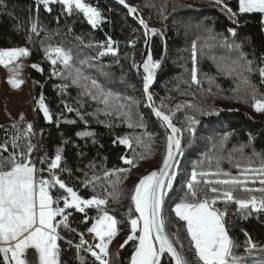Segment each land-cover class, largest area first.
<instances>
[{
	"label": "trees",
	"instance_id": "16d2710c",
	"mask_svg": "<svg viewBox=\"0 0 264 264\" xmlns=\"http://www.w3.org/2000/svg\"><path fill=\"white\" fill-rule=\"evenodd\" d=\"M83 2L98 8L102 14V22L95 28L86 21L81 12L74 10L69 15L60 3L50 4L51 11H47L39 0H3L0 4V50L15 47L29 49L28 71L32 105L35 106L43 96L44 103L53 117V122L49 123L40 110L36 109L30 122L33 126L30 140L36 146L32 158L36 161L37 168H47V164H40L39 158L47 155L51 159L60 148L63 150L62 168L70 169L71 175L67 171L59 170L57 175L69 186L74 187L82 198H90L93 194L104 196L105 187L108 192H112L109 183L116 182L118 200L109 196L107 205L102 207L119 221L117 227L120 235L127 231L130 225L128 210L132 207L131 196L135 185L143 176L158 170L162 164L166 134L149 113L143 98V82L136 70V64L140 60L144 39L135 18H131L108 0ZM125 2L137 9L149 27L158 30L152 40L150 54L153 60H162V63L156 70V81L151 95L156 108H161L171 115L173 124L184 130L182 136L178 137L181 139L182 155L179 154L176 160V179L173 189L164 198L163 215L168 220L166 230L169 234H175L171 235L174 242L179 238L175 246L187 258L189 264H201L194 248L191 247L185 222L175 216L172 208L184 198L186 184L194 167L197 172H215L219 161V169L222 172L237 176L241 169H238L236 164H240L241 168H259L261 163H264V113L255 111L252 92L247 86L241 85L237 89L240 81L235 73L226 75L220 70L237 59L242 51L247 59L253 62L250 79L256 87L257 99H264V83H261L258 71L260 67H264L261 14H240L239 0H224V3L237 13V25L215 0ZM33 23L37 24L39 35L31 32ZM229 28H236L235 37L229 34ZM205 29H211V32ZM213 35L214 40L210 38ZM109 37L114 42L111 47L115 49V55L108 51ZM225 39L229 43L241 44L242 49L237 51L224 47ZM193 41H196L195 65ZM42 44L62 45L66 49H72V63L76 66H81L80 61L87 60L88 63L82 67L88 75L113 92L131 97L135 101L131 122L135 125L142 117L144 127L129 128V121L123 115L119 118L115 115L106 116L100 111L103 105L82 95V89L72 85L70 80L59 76L52 77ZM101 52L104 55H100ZM222 57L224 59H221ZM33 64H39L43 72L34 69L31 66ZM193 66L197 69L198 85L191 82ZM64 83H68L69 87H58ZM65 104L74 111H67ZM188 104L196 107L189 108ZM197 108L209 110L211 114L201 115ZM189 116H195L199 121L194 126V137L185 130ZM27 124L29 123L0 125V144L6 139L10 141L14 134L24 132ZM79 132H92L95 135L82 138L77 136ZM125 136L132 138L131 148L118 142L113 143L117 137ZM137 136L141 138L139 144L135 142ZM19 142L23 145L26 141L21 139ZM253 153L258 155L254 156ZM3 155L7 156L8 153ZM123 155L133 158L135 166L124 164L121 160ZM118 168L128 171L115 173L109 180L103 179L105 170ZM43 175L48 177L49 174L44 172ZM94 176L101 177L100 181L95 182V193L92 184L83 186V182L92 180ZM217 178L225 177H207L213 180ZM248 187L258 189L261 185L257 179L255 183L249 182ZM205 188V185H200V189ZM62 192L58 186L52 189L53 196ZM254 194L260 196L259 192ZM234 195L239 198L247 196L241 191H236ZM216 206L221 209L225 207L223 203ZM227 210L229 234L240 245L236 249L237 254L247 255L243 247L245 232L253 242L264 247V213H253L244 218L238 205L234 203H229ZM86 211L89 217L93 218L99 214L95 208ZM83 215L73 212L70 224L78 232L84 233L85 237L88 235L87 228L92 225L94 219L85 224L82 222ZM61 235L65 236V239L58 241L60 264H98L88 252L83 249L77 251L75 244L79 243L78 235L66 229L61 230ZM67 239L73 240L72 246L67 244ZM135 243L129 241L123 248L119 247L120 244L109 251L110 264H130ZM181 244L184 247H180ZM251 255L258 257L262 254L253 252ZM0 264H3L2 254ZM162 264L171 262L165 258ZM246 264L254 262L248 260Z\"/></svg>",
	"mask_w": 264,
	"mask_h": 264
},
{
	"label": "snow or ice",
	"instance_id": "6c2138e0",
	"mask_svg": "<svg viewBox=\"0 0 264 264\" xmlns=\"http://www.w3.org/2000/svg\"><path fill=\"white\" fill-rule=\"evenodd\" d=\"M39 2L45 5L47 11H51L49 5L52 3L62 4L69 15L74 10H78L83 13L87 22L94 28L102 22V14L99 9L83 2V0H39ZM119 2L125 4V0H119ZM2 3L3 0H0V4ZM215 3L221 5L223 10L233 19V23L238 25V21L235 19L237 13L227 6L224 0H215ZM127 7L130 13L135 14L137 12L135 7ZM238 12L240 14L259 13L264 15V0H239ZM139 22L145 29H148V25L142 18ZM148 31L155 34L158 30L148 29ZM205 31L211 32V29H205ZM31 32L39 35L36 23L31 25ZM228 32L232 37L237 35L236 28H229ZM210 38L214 40L215 36ZM113 43L109 37L108 51L115 55V49L111 47ZM223 46L230 50L240 51L242 49L241 44L229 43L227 39L224 40ZM42 47L45 58L53 66L51 73L53 76L70 80L72 85L81 88L82 95L88 96L103 105L100 111L106 116L115 115L119 118L123 115L129 121V128L144 127L142 117L135 125L131 122L135 101L131 97H124L118 92H113L96 78L88 75L82 67L88 63L87 60L80 61L81 66H76L72 63L74 59L72 49L51 44H42ZM192 52L195 65L196 41L192 43ZM28 55L30 52L27 47L0 50V64L7 66ZM100 55H104V53L101 52ZM58 62L63 65V73L55 67ZM161 63L162 60H153L151 54H148L142 64L143 71L146 73L143 78V89L148 101L153 100L149 87L155 78L156 70L161 67ZM252 63L241 51L237 59L221 67L220 70L224 71L226 75L235 73L240 81L237 89L241 85L247 86L252 92L255 111L264 113V99H257L256 87L250 79V74L253 72ZM31 66L37 71L43 72V68L39 64ZM17 67H22V65H17ZM89 67H91L90 64ZM258 71L261 83H264V67H260ZM191 82L199 84L195 66L191 70ZM9 83L12 87L18 88L23 81L10 78ZM58 87L65 89L69 87V84L64 83ZM149 106L154 109V115L170 129L167 137V154L158 170L143 176L135 185L131 196L132 207L128 210L130 234L119 247L123 248L129 241L136 242L130 264H161V257L165 254L171 257L174 264H189L187 258L175 246L179 242V238L177 237L174 242L171 235L175 234H169L166 230L168 220L163 215L164 198L173 189L177 175L174 170L177 166L176 155H182L181 139L178 137L182 136L184 130L176 127L172 122L171 115L166 114L161 108H156L154 103ZM38 107L43 112L46 121L53 122L52 114L44 103L43 96L38 102ZM64 107L69 112L74 111L67 104ZM187 107L196 106L188 104ZM197 111L201 115L211 114L209 110L202 108H197ZM187 119L188 127L185 130L194 137L196 132L194 126L199 121L195 116H189ZM72 122L74 123V121ZM32 129L33 126L29 123L24 132L14 134L10 141L6 139L4 143L0 144V254L3 256V264H29L26 258L29 250H34L37 254L38 264H60L58 241L65 239V236L61 235L62 229L78 235L79 243L75 244L78 252L83 249L90 253L98 264H110L108 259L109 245L118 235L119 221L102 206L107 205L109 196L113 200H118L119 193L116 189V182L109 183L113 189L112 192H108L107 187H105L104 196L93 194L90 198H82L74 187L69 186L57 175V170L60 172L67 171L71 175L70 169L62 168V149L58 148L51 159L47 155L40 157V164H47V168H37L36 161L32 158V153L36 147L30 140L33 135ZM94 135L92 132L77 133V136L82 138L94 137ZM21 139L26 141L23 145L19 142ZM95 142L93 139V143ZM117 142L129 148L132 147L131 137H117L113 143ZM135 142L139 144L141 138L135 137ZM9 144L11 151H9ZM5 152L8 153L7 156L3 155ZM253 155L258 154L253 153ZM121 160L126 165L135 166L134 159L126 155L121 156ZM236 167L241 169L237 176L222 172L219 169V161H217V171L215 172H197L194 167L186 184L187 191L184 198L176 202L172 208L175 216L180 221L185 222L184 226L191 247L194 248L195 255L201 264H246L248 260H253L254 264H264V247L253 242L248 233L245 232L246 239L243 247L244 253L247 255H238L236 249L240 245L229 234L227 227V205L229 203L238 205L244 218L253 213H264V163H261L259 168H241L240 164H236ZM126 171L128 169L125 168L105 170L103 179L109 180L115 173ZM44 172H48V177L43 175ZM220 176L225 178L207 179V177ZM257 179L261 185L260 188L248 187L249 182L255 183ZM100 180L101 177L94 176L92 180L83 182V186L88 187L89 184H92L95 193V182ZM201 184L205 185L206 188L200 189ZM56 186L63 192L53 196L52 189ZM236 191L246 193L247 196L239 198L234 195ZM256 192L260 193L259 197L254 194ZM218 203H223L225 207L223 209L218 208L216 206ZM92 208H95L99 213L94 218L89 217L88 211H86ZM73 212L84 214L82 222L85 224L90 219H94L91 227L87 228V232L94 234L99 241L98 243H90L84 238V233L78 232L76 228L71 226L70 217H72ZM66 242L69 246L73 245L72 239H67ZM85 245H87L86 248ZM180 247H184V245L181 244ZM253 252H259L262 255L253 257L251 255Z\"/></svg>",
	"mask_w": 264,
	"mask_h": 264
},
{
	"label": "rangeland",
	"instance_id": "374dc122",
	"mask_svg": "<svg viewBox=\"0 0 264 264\" xmlns=\"http://www.w3.org/2000/svg\"><path fill=\"white\" fill-rule=\"evenodd\" d=\"M262 22L264 24V15L262 18ZM28 63L29 58L28 56H26L21 57L18 61H15L13 62V64H9L7 66H5L4 64H0V125L6 123H12L17 125H21L22 123H30L33 120L34 111L36 109H39V101L36 103L35 106H33L31 102V84L29 81ZM17 65H22V67H17ZM10 78L19 79L23 81V83L18 88H14L9 83ZM21 116H23V119H21ZM88 234L92 237V244L99 242L98 239L95 238L94 234ZM129 234L130 225L127 231L120 235H117L113 239V242L109 245V251L114 250L116 247H118L127 238ZM96 251L99 250L96 249ZM31 255L34 260V264H38V256L34 250H29L27 252L26 258L29 264H31V261L29 260V256Z\"/></svg>",
	"mask_w": 264,
	"mask_h": 264
},
{
	"label": "water",
	"instance_id": "95a60500",
	"mask_svg": "<svg viewBox=\"0 0 264 264\" xmlns=\"http://www.w3.org/2000/svg\"><path fill=\"white\" fill-rule=\"evenodd\" d=\"M108 1L112 5H114L115 7H117L118 9H120L123 12L127 13L131 18H135V20L137 22V25H138L140 31L142 32L144 42H143V45H142V51H141V54H140V60L136 64V70L139 73L142 82L144 83L143 78L146 75V73H144V71H143L142 64H143L144 60L146 59V56L148 54H150V48H151L152 40L157 35L158 32H156L155 34L149 32L148 29H154V28H151L149 26H148V29H145L144 26L141 25L140 22H139L140 18H142L141 15L139 14V12L137 11L135 14L129 12L127 6H131V5L127 4L126 2H125V4H121L119 2V0H108ZM146 33H147V35H146ZM146 41H147V43H146ZM155 81H156V74H155V78H154L152 84L149 87V92L150 93L152 92V90L154 88ZM142 92H143V98H144V101H145L146 108L148 109L149 113L152 115L153 119L161 126V128L164 130V132L166 134V148H165V155H164V157H165L166 154H167V137H168V135L170 133V129H168L167 126L159 118H157L154 115V109L149 106L150 104L154 103V101L153 100L152 101H148L147 100V95L145 94L143 87H142ZM178 155L179 154L176 155V160L178 158ZM163 160H164V158H163ZM162 164H163V161H162ZM162 164H161V166H162ZM165 258H167L171 262V264H174V262L172 261L171 257L169 255H167V254H165V255H163L161 257V264H162V262H163V260ZM29 260H30V256H29Z\"/></svg>",
	"mask_w": 264,
	"mask_h": 264
},
{
	"label": "built area",
	"instance_id": "2783aa9c",
	"mask_svg": "<svg viewBox=\"0 0 264 264\" xmlns=\"http://www.w3.org/2000/svg\"><path fill=\"white\" fill-rule=\"evenodd\" d=\"M49 62H50V61H49ZM55 67H56V69H57L58 71H60V72L62 73V71H63V65H62V64L57 63V65H56ZM52 68H53V66H52L51 63H50L51 73H52ZM52 76H53V75H52ZM85 239L88 240L90 243L93 242L91 236H86ZM85 246H87V245H85Z\"/></svg>",
	"mask_w": 264,
	"mask_h": 264
},
{
	"label": "bare ground",
	"instance_id": "6f19581e",
	"mask_svg": "<svg viewBox=\"0 0 264 264\" xmlns=\"http://www.w3.org/2000/svg\"><path fill=\"white\" fill-rule=\"evenodd\" d=\"M46 60H47V59H46ZM47 62H48L49 67H50V62H49V60H47ZM58 63H59V62H58ZM50 74H51V69H50ZM51 76H52V74H51ZM30 260H31V263L34 264V260H33L32 255L30 256Z\"/></svg>",
	"mask_w": 264,
	"mask_h": 264
},
{
	"label": "crops",
	"instance_id": "0c3cea01",
	"mask_svg": "<svg viewBox=\"0 0 264 264\" xmlns=\"http://www.w3.org/2000/svg\"><path fill=\"white\" fill-rule=\"evenodd\" d=\"M261 18H263V15L261 14ZM263 32H264V24H263Z\"/></svg>",
	"mask_w": 264,
	"mask_h": 264
}]
</instances>
